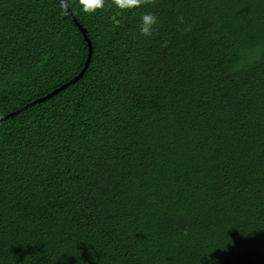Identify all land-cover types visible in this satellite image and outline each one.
I'll list each match as a JSON object with an SVG mask.
<instances>
[{
	"label": "trees",
	"instance_id": "trees-1",
	"mask_svg": "<svg viewBox=\"0 0 264 264\" xmlns=\"http://www.w3.org/2000/svg\"><path fill=\"white\" fill-rule=\"evenodd\" d=\"M87 6L0 0V264H264V0Z\"/></svg>",
	"mask_w": 264,
	"mask_h": 264
},
{
	"label": "clouds",
	"instance_id": "clouds-1",
	"mask_svg": "<svg viewBox=\"0 0 264 264\" xmlns=\"http://www.w3.org/2000/svg\"><path fill=\"white\" fill-rule=\"evenodd\" d=\"M82 5L91 4V6L82 7V11L87 14H95L98 10L105 7V0H80ZM144 0H114L115 7L121 12L125 10L138 9ZM65 6V0H61V8ZM159 24V16L153 11H144L139 15L137 30L140 36L150 37Z\"/></svg>",
	"mask_w": 264,
	"mask_h": 264
},
{
	"label": "water",
	"instance_id": "water-1",
	"mask_svg": "<svg viewBox=\"0 0 264 264\" xmlns=\"http://www.w3.org/2000/svg\"><path fill=\"white\" fill-rule=\"evenodd\" d=\"M68 7V6H66ZM69 13L72 15L73 17V20L75 21V23L78 25V27L81 29V31L83 32L84 34V37L86 39V41L88 42V45H89V55H88V59L86 61V64H85V67L83 68V70L81 71V73L76 76L71 82L69 83H66L64 85H62L61 87H59L58 89L54 90L53 92L49 93L48 95H46L45 97H42V98H39L37 101L41 102V101H45L49 98H51L52 96H54L55 94H58L59 92H61L62 90L68 88L72 83H76L80 78L83 77L84 73L86 72L87 68L89 67V64L91 62V58H92V55H93V45H92V42L91 40H89L88 38V35H87V30L85 28H83L81 26V24L79 23L77 17L73 14L72 10L69 9ZM36 102V101H35ZM33 103L29 104V105H32ZM28 107V106H27ZM25 107V108H27ZM19 111H17L16 113H18ZM15 113H11L10 115L6 116L5 118L3 119H6L7 117L11 116V115H14ZM2 120V119H0Z\"/></svg>",
	"mask_w": 264,
	"mask_h": 264
}]
</instances>
